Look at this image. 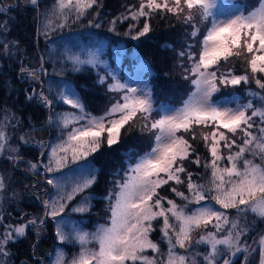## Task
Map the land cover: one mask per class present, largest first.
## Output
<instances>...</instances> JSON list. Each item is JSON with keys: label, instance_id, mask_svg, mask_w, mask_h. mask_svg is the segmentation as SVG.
I'll use <instances>...</instances> for the list:
<instances>
[{"label": "snow or ice", "instance_id": "obj_1", "mask_svg": "<svg viewBox=\"0 0 264 264\" xmlns=\"http://www.w3.org/2000/svg\"><path fill=\"white\" fill-rule=\"evenodd\" d=\"M28 2L39 6L38 0ZM101 6V0H53L52 7L44 14V35H48L53 20L59 21L55 27L63 28L70 19L78 21L90 9ZM5 7L0 5V12ZM216 7V0H140L138 8L130 7L127 15L122 14L117 18L138 21L141 17L150 18L157 13H171L183 23L191 25L192 30L188 35L192 39L201 35L196 23L197 17L202 24L207 23L200 39L199 53L192 50V44H188L179 53L180 57H186L190 62V68L185 69L188 73L185 79L190 80L195 90L189 93L179 108L161 106L158 119L153 118L155 110L150 89L130 87L127 83H120L115 77L113 83L108 84V90L122 95L101 116L85 112L84 103L71 88L57 90L52 99L43 90L37 93L33 89L28 95L29 100L35 96L39 103L49 109L54 101H60L71 109L78 110L50 112L49 125L60 127L62 135L58 138V143L50 146L47 163L28 161L29 170L41 174L39 169L43 168L44 174L55 173L70 163L86 161L85 164L78 165L80 175L71 190L56 177L46 178V183L51 185L56 195L42 201L44 216L56 222L55 236L61 244L80 246L78 253L73 254L70 259L63 248L57 247L54 254H50L53 257L50 264H233V258L237 254H246L241 264H248L250 246L241 241L249 229L240 228L237 220L230 219L226 210L235 209L238 213L250 211L264 218V163L257 164L254 160L245 158V153H249L264 161V94L250 91L251 97L258 98L259 106L250 99L245 104L237 101L235 108L213 101L212 96L220 91V86L236 87L241 83H249L247 74L235 75L231 69L219 72L221 61L226 63L232 57L240 58L245 54L250 55L247 64L255 84L264 90V80L257 78L258 73L264 74V0H258V4L251 10L246 7L225 9L220 6L219 15L212 11ZM117 19L110 21L113 25L110 30H115ZM7 25V20L0 21V30L7 29ZM95 26L99 27V24ZM129 28L131 30L135 25L130 24ZM150 31V25L145 21L132 38L145 37ZM4 49L6 52L9 50L7 42L4 43ZM70 59L74 67L81 64L95 66L93 58L81 60L78 56H73ZM40 61L39 68L21 67V73H27L34 81L39 80L40 73L46 74L43 56ZM76 70L79 71V67ZM105 80V77H100L98 83L103 84ZM52 91L49 86L48 92ZM138 114L144 122L142 128L153 133L154 143L150 151L135 158L134 164L129 163L123 180L116 181L118 191H110L106 197L110 201V224L98 226L93 233L76 231L74 235L66 234L61 227L63 220L57 221V218L65 212L70 201L96 182L95 169L87 158L105 143L109 148L118 144L121 129ZM254 118H259L258 125H254ZM198 126L211 128V131L200 133L212 157L204 164L206 169H210L207 188L195 183L192 173L186 172L182 163L195 149L189 140L178 133H191L195 140L197 134L194 129ZM254 127L256 132L252 131ZM65 129L68 130L66 134L63 131ZM238 131L243 134L240 137L242 144H237L236 139H231L228 135L230 133L235 137ZM7 143L6 130L0 126V152ZM38 143L43 146L44 142ZM221 146L229 149L226 157L221 153ZM234 146L238 150L232 152ZM10 151L18 149L12 148ZM15 159L19 161L22 158L17 156ZM225 160L227 166H222ZM193 162L199 165V157ZM181 173H186V182L181 180ZM169 181L178 185L186 183L190 195L175 187L171 188L177 197L185 201L183 205L159 195L158 189ZM3 188V177L0 176V190ZM206 192L215 194L206 196ZM91 199L92 197L84 195L71 211L87 212ZM206 199L214 201L219 208L211 203L195 209L188 208L189 204L199 205ZM164 202L168 207H165ZM160 219L161 241L167 245V251L163 253L160 244L150 238L154 231L153 221ZM2 222L3 215H0V223ZM44 223L43 218L39 221L33 218L22 224L5 225V230L0 233V257L9 255L6 246L9 242L25 237L29 226L39 227L42 232ZM209 226L213 230H208ZM200 229L204 231L193 241L192 234ZM40 232H37V236ZM92 242L98 247H88ZM198 245H204L207 251H194ZM258 247L260 264H264V236L259 238ZM177 249H183L184 252ZM148 250L154 253L152 257L144 255ZM255 251L256 248H251V252ZM197 257L201 259L198 260ZM0 264L3 262L0 261Z\"/></svg>", "mask_w": 264, "mask_h": 264}, {"label": "rangeland", "instance_id": "obj_2", "mask_svg": "<svg viewBox=\"0 0 264 264\" xmlns=\"http://www.w3.org/2000/svg\"><path fill=\"white\" fill-rule=\"evenodd\" d=\"M119 1L120 5L128 10L130 7L138 8L140 3V0ZM216 4L217 7L213 8L212 11L219 15L221 10L220 6H224L225 9L246 7L247 10H251L258 4V0H216ZM0 5L6 6L5 10L0 12V21H8L7 29L0 30V73L5 77L8 76L10 72L8 69L19 67L17 68V71H19L17 80L21 84L22 89H26L27 92H25L23 96L21 91L13 90V98H11L9 103L3 108H0V126L5 128L8 136V143L4 150L0 152V176L3 177L4 182V188L0 190V215H3V222L0 223V233L5 230V225L22 224L33 218L37 219V221H39L40 218L45 220L42 232H40L39 227L33 226H29L27 230L25 238L29 239L30 236L32 237V242L29 247L31 257H25L26 252L22 253L21 251V254H19L15 245L16 242H9L6 246L9 255L0 257V261H2L3 264H50L53 258L50 254H54L57 247L63 248L65 253L68 249L73 255L78 253L80 246L79 244H61L55 236L56 222L50 217L44 216L45 209L42 201L54 198L56 195L51 185L46 183V178L56 177L68 190H71V187L80 175L78 165H83L86 161H79L77 164L70 163L67 167L55 173L44 174L43 168L39 169L41 174H36L29 170L28 161L34 163L37 161L47 163L51 151L50 146L58 143V138L60 136L53 138L50 127L44 126V122L40 130L26 133V135L23 136L24 139H21L24 131L35 124V120L39 118L41 113L36 115L38 107H42V111L46 112V108H43L44 105L38 102V98L35 96L31 100L27 98L28 95L32 93L33 89L39 93L41 91V84L44 85L46 79L44 73H40L39 80L35 81L29 78L27 73H21V67L25 68L24 64L29 63V61L31 62L32 58H30V55L26 54L27 48H23L21 42L17 41L15 37L16 34L14 35L17 30L13 32V28H20L25 22L31 23L35 30H37L38 27L39 32L35 34V37L36 35L38 37L35 41V46L40 54L44 53L50 41H53L55 38V34H57L58 30L54 28L52 24V27L48 29V35L45 36L44 26L46 21L43 19L39 21V19H37L36 6L31 5L28 0H0ZM172 19L179 23L177 34H179L181 41L175 55L170 56L173 58H169L167 55L166 57L164 53H162V50L159 49L158 53L155 54V61L149 64L152 58L146 56H152V54H148L142 49V52L140 51L141 53L134 54V59L137 60L135 61V66L131 67L127 63H122V56L115 54L116 58L111 60L108 53L105 52V45L102 39L94 45L91 44L90 47L88 46V49L85 50L83 59L79 57L81 60L93 58L95 60L94 67L96 68L95 72H97L96 75L98 80L100 77L106 78L105 83H100V87L98 86L99 90L93 93V95L96 96L100 92V95L104 99L103 103L98 108L97 114H93V116L103 115L122 95V93L110 92L108 90V84L113 83V77L119 80L120 83H127L130 87L151 90L153 108L155 110L153 112L154 119L159 118L156 110L158 108L160 109L161 106H168L172 109L182 106L184 100L177 104L178 98H181L185 90L190 88V93L195 89L192 84L187 85V79H185V76L188 75L185 69L190 68V62L186 57H180L179 53L185 50L188 44L194 45L192 50L197 52V38L192 39L188 35L192 30L191 25L183 23L182 20L177 19L176 16L172 17ZM196 23L200 28V32H202L203 24L198 17ZM70 27L73 30L69 31L76 32L74 31L75 28H77L76 25H71ZM205 27H207V23ZM96 33L98 32L96 31ZM5 42L9 44V50L7 52L4 49ZM157 42L160 43L159 41ZM115 46L114 52H116L115 50L118 48V44ZM247 59H250L249 54H245L240 58L232 57L226 63L221 61L219 72L231 69L234 74L239 75L240 71L238 70L248 66ZM89 65L93 66L91 64ZM39 67L40 66H37V68ZM153 67L159 68L158 70L162 71L164 74L169 73L170 70L174 74L172 81L173 85L160 96L154 93L156 73L154 72L155 75H152ZM44 69L46 68L44 67ZM260 78L262 79L263 76H260ZM5 81L8 82V79H5ZM67 88L73 89L78 94V90L75 89L72 84H63L59 87V89L64 90H67ZM247 89L249 88H245L242 83L238 87L220 86V91L213 94L212 100L223 106L235 108L237 106V101L240 104H245L250 99L252 100L253 97L249 95ZM43 91L45 92V90ZM187 98L188 96L186 99ZM16 106L17 108H15ZM85 112L88 113V110L85 109ZM255 119L256 118H254L253 122ZM81 123H83V121ZM143 123L144 122L140 119L138 114L136 118L121 129V136L118 144L109 148L105 143L96 153L87 158L92 168L95 169L96 182L91 188L86 189L84 193L76 196L73 201H70L65 212L61 213V216L57 218V221L63 220L61 227L66 234L74 235L76 231L93 233L97 230L98 226L110 224V201L106 199V197L110 191L113 193L118 191V188H116V181H122L129 163L134 164L136 162L135 160L131 161L130 155L138 154V152V156L143 155L145 152L150 151L149 148L146 149L150 139L152 141H150V143H152V145L154 143L153 133L142 128ZM194 130L197 134L195 140L192 139L191 133L181 132L178 133V135H183L185 139L189 140V143L192 144L195 149V153L202 155L206 152L207 156L211 157L208 148L200 137L202 131H211V128L198 126ZM67 131L68 130L65 132ZM228 135L231 139H236V141H238L243 134L238 131L235 137L230 133ZM24 141L28 142L25 143ZM38 142H44L43 146ZM12 148L18 149V151H10ZM140 151L142 152L140 153ZM41 153H44V155L42 156ZM221 153L226 155L227 148L221 146ZM17 156L22 159L17 161L15 159ZM192 156L190 158L189 155V157L182 162L186 172H190L193 166L197 167L193 162ZM180 178L181 180H186V173H181ZM173 187L178 191H182V188H184V186L181 187V184L178 185L174 181H169L168 184L158 189V193L162 197L174 200L175 194L171 191ZM186 190L187 188H184V191ZM214 194L215 193H209V196ZM84 195L90 196L93 199V207L91 210L89 207L87 212H72L71 209L81 201ZM114 199L115 197L113 196V201ZM209 203L219 208V205H215L214 201L206 199L201 201L199 205L193 204L189 209H195ZM93 208L95 209L92 211ZM226 211L230 219L237 220L240 228L246 227L249 229L247 234L242 237L241 242H247L250 246V254H247L248 264H258L260 256L258 241L264 233V218H260L250 211L247 213H238L235 209H228ZM159 222H162V219H160ZM209 229H212L211 226H209ZM203 231L204 229H200L194 232L192 234L193 241H195ZM37 232H40L39 236H37ZM150 238L155 242L152 236H150ZM34 245L35 247H33ZM88 247L96 248L98 245L92 242ZM251 248H256V251L251 252ZM160 249L162 253L167 251V248H162V246H160ZM177 250L181 253L184 252L183 249ZM194 251L204 253L207 251V248L204 245H198ZM144 255L147 254L144 253ZM244 255L246 254H237V256L233 258V261L239 258L243 261ZM197 259L200 260L201 257H197ZM137 264H139V262H137Z\"/></svg>", "mask_w": 264, "mask_h": 264}, {"label": "trees", "instance_id": "obj_3", "mask_svg": "<svg viewBox=\"0 0 264 264\" xmlns=\"http://www.w3.org/2000/svg\"><path fill=\"white\" fill-rule=\"evenodd\" d=\"M101 4V7H94L93 9H90L87 15H85L78 21L73 22V20L70 19L67 25L63 28L55 27V25L59 23V21L53 20L54 28H56L58 31L57 34H55V38L53 39V41H50V43L48 44L49 46H47L46 50L42 54L38 52L35 46V41L36 39H38L37 35L35 37L36 32H39L38 27L37 30H35L31 23L25 22V24L20 28H13V32L17 30L16 33H14V35L16 34L15 37L17 41L21 42L23 48H27L26 54L30 55V58H32L31 62L29 61V63L24 64L25 68H37V66H40L41 63L40 57L43 56L44 58V67L46 68V81L44 82V85L41 84L40 89L45 90V94L49 95V98L52 99L55 96V92L57 90H60L59 87L61 85L72 84L74 88L78 90L79 97L84 103L85 109H87L88 113H91L92 115L97 114L98 108L104 101V99L100 95V92L96 96L93 95L94 92H97L99 90L98 86L100 87V83H98V77L96 75L97 72H95L96 68L94 66H90L89 64H81L76 66L79 67V71H77L70 57L78 56L83 59L85 50L88 49V46L90 47L91 44L94 45L96 42H99L102 39L104 42L103 44L105 45V52L108 53L111 60L116 58V54L122 56V63H127L129 66L134 67V64L136 63L135 61L137 60L134 59V54L141 53L142 49H144L146 53L152 54V56H146L152 58L149 63L151 64V62L155 61V54L158 53L159 49L162 50V53H164L165 56L167 55L169 58H173L170 56L175 55L178 47L181 44L179 34H177V27L179 26V23L172 19V17H174L173 14L157 13L153 14L150 18L141 17L138 21H133L131 20V18L123 20L117 18H120L122 14L127 15L128 9L123 8L122 5H120L119 0H101ZM38 5L39 6L35 7V9L37 11L36 13L38 15V18L40 15L39 21H41V19L45 20L44 14L48 9L52 7L53 0H38ZM97 12L99 13V15H96ZM114 19H117V23L115 24V30L113 31L110 30L113 28V25L110 23V21ZM89 21H92V23L90 24ZM145 21L149 23L151 31L145 37L133 39L132 37L136 35V30L141 28ZM97 23L99 24V27H95ZM130 24L135 25V28L130 30ZM71 25H76L77 28H75L74 30L76 32L69 31L73 30L70 27ZM205 25L206 23H203L201 35L197 37V54L200 50V39H202V35L204 34L206 28ZM96 31L100 34L96 33ZM129 32L130 34H126ZM157 41H159L160 43H158ZM116 44H118V48H116V52H114ZM17 68L19 67H12L8 69L10 72L8 76L5 77H3L0 73V108H3L6 104L9 103L10 99L13 98V90L21 91V94L23 96L25 95L26 89H24V91L21 87V84L17 80V74L19 72L17 71ZM158 69L159 68L157 67L154 68L152 75H155L154 72L156 73V86L154 93L155 95L160 96L173 85L172 81L174 74L173 72H171V70L169 71V73L164 74ZM238 71H240L239 75L247 74L249 76V83H242L245 88H249L247 89L248 92L252 91L260 92L261 94L264 93V90L259 89L255 84V80L253 79L249 66L243 67ZM260 76H263V78L261 79ZM257 78L264 80V74L258 73ZM5 79H8V82L5 81ZM186 84H191L189 79H187ZM49 86H51V88L53 89L51 93L48 92ZM189 91L190 88L183 92L181 98H178L177 104L186 99V97L189 95ZM252 101L255 105L259 106L258 98L253 97ZM15 108H17V106ZM43 108H46V112L42 111V107H38L36 115H39L41 113L39 115V118L35 120V124L30 126L32 130L29 131V128L28 130L24 131L22 137L26 135V132L29 133L31 131L40 130V128L43 127L42 124L44 122V126L50 127L53 138L56 136H61L62 130L60 127L49 125L48 120L50 112L62 113L78 111L75 109H71V107L63 104L60 101H54L51 109L45 106ZM158 112L159 108L156 110L157 114ZM253 123L254 125H258L259 118H256ZM66 130L67 129L63 130L64 133H66ZM252 131L256 132V128L254 127ZM150 141L146 149H150V146H152V143H150ZM242 142V139H240L237 141V144H242ZM237 150L238 149L234 146L231 151L235 152ZM141 152L142 151H140V153ZM138 154L136 153L132 155L131 161L135 160ZM228 154L229 149H227V154L224 156L226 157ZM191 156L193 161L197 156L200 159V164L197 165L194 163L195 165H197V167L193 166L190 169V173H192V180L195 183L205 185V187L207 188L210 179V169H206L204 167V164L210 161L212 158L210 156H207L206 152L200 155L198 153H195L194 151L190 153V158ZM245 158L252 159L257 164L264 163V161H261L259 157H253L249 153H245ZM222 166H227L226 160L222 162ZM186 180L184 181L186 182ZM185 184H181V187L184 186V188H187ZM184 188H182V192H184L186 195H190L188 190L184 191ZM205 194L206 196H209L208 192H206ZM174 200L179 205H183L185 203V201H182L176 195ZM92 202L93 199L90 201V210L93 207ZM164 203L165 207H168L167 203ZM192 205L193 204H189L188 208ZM94 209L95 208H93L92 211ZM161 225L162 222H159V220L153 221L154 231L151 232L150 236H152L155 242H158L160 246H162V248H167L166 243L162 242L160 239ZM209 230L211 231L213 229ZM15 242L19 254H21L22 251V253L26 252L25 257H31L29 252V247L32 242L31 236L29 239L23 237ZM66 253L68 255V258H71V251L67 249ZM145 254H147V256L149 257H152L154 255L151 250L146 251ZM241 262L242 259L239 258L233 261V264H241Z\"/></svg>", "mask_w": 264, "mask_h": 264}, {"label": "water", "instance_id": "obj_4", "mask_svg": "<svg viewBox=\"0 0 264 264\" xmlns=\"http://www.w3.org/2000/svg\"><path fill=\"white\" fill-rule=\"evenodd\" d=\"M38 19L40 20V15H39V18H38ZM30 130H32V128H30V129H29V131H30ZM29 131H28V132H29ZM26 133H27V132H26ZM262 236H264V233H263V235H262ZM259 253H260V252H259ZM258 264H260V256H259V261H258Z\"/></svg>", "mask_w": 264, "mask_h": 264}, {"label": "flooded vegetation", "instance_id": "obj_5", "mask_svg": "<svg viewBox=\"0 0 264 264\" xmlns=\"http://www.w3.org/2000/svg\"><path fill=\"white\" fill-rule=\"evenodd\" d=\"M18 240H20V239H17L16 241H18Z\"/></svg>", "mask_w": 264, "mask_h": 264}]
</instances>
